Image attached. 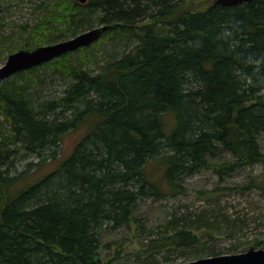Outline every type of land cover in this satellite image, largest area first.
Masks as SVG:
<instances>
[{"label": "trees", "instance_id": "1", "mask_svg": "<svg viewBox=\"0 0 264 264\" xmlns=\"http://www.w3.org/2000/svg\"><path fill=\"white\" fill-rule=\"evenodd\" d=\"M18 1L0 0V67L109 28L91 45L103 60L84 47L0 81V264H105L104 230L137 222L142 198L183 195L202 170L223 179L264 166V0H35L34 23L16 24ZM82 126L69 157L17 187L20 158L56 159ZM205 217L174 218L144 246L194 250V230L219 223Z\"/></svg>", "mask_w": 264, "mask_h": 264}, {"label": "rangeland", "instance_id": "2", "mask_svg": "<svg viewBox=\"0 0 264 264\" xmlns=\"http://www.w3.org/2000/svg\"><path fill=\"white\" fill-rule=\"evenodd\" d=\"M200 1L197 0L194 5L197 6ZM34 3L35 0H19L13 5L7 21L16 24L34 23ZM88 48L89 52L98 53L104 59L103 44ZM57 88L61 89V84L54 86V89ZM86 128L82 126L66 134L54 160L47 155L41 158H20L17 169L19 174L25 175L18 180L17 187L24 188L34 184L56 169L60 161L72 154L86 133ZM230 159L231 157L226 156L220 161L225 163L231 161ZM251 178H257L261 181L260 184H264V166L239 169L225 175L223 179L211 170H202L183 180V195L142 198L135 213L137 222L120 229L108 226L104 230L103 261L105 264H183L211 257L213 253L227 255L244 253L252 247L264 249V191L253 187L249 189ZM202 215L213 222L215 216H218L219 223L216 228L203 225L201 229L194 230L201 239L199 247L194 250L163 254L148 251L146 245L144 246V237L150 240L164 237L167 233L166 227L172 219L185 216L197 218Z\"/></svg>", "mask_w": 264, "mask_h": 264}, {"label": "water", "instance_id": "3", "mask_svg": "<svg viewBox=\"0 0 264 264\" xmlns=\"http://www.w3.org/2000/svg\"><path fill=\"white\" fill-rule=\"evenodd\" d=\"M88 0H79L86 4ZM214 5L235 6L253 0H212ZM108 26L97 27L71 39L45 45L33 50H19L10 54L0 67V81L6 80L18 72H24L43 63L84 47L91 46L108 30ZM183 264H264V249L250 248L239 254H227L200 258Z\"/></svg>", "mask_w": 264, "mask_h": 264}]
</instances>
